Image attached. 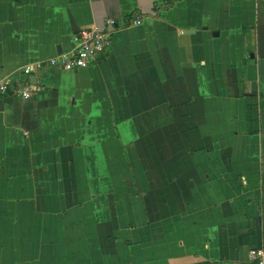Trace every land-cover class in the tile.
Masks as SVG:
<instances>
[{
    "label": "crops",
    "instance_id": "crops-1",
    "mask_svg": "<svg viewBox=\"0 0 264 264\" xmlns=\"http://www.w3.org/2000/svg\"><path fill=\"white\" fill-rule=\"evenodd\" d=\"M133 15L76 71L74 35ZM0 264H253L264 0H0Z\"/></svg>",
    "mask_w": 264,
    "mask_h": 264
},
{
    "label": "built area",
    "instance_id": "built-area-1",
    "mask_svg": "<svg viewBox=\"0 0 264 264\" xmlns=\"http://www.w3.org/2000/svg\"><path fill=\"white\" fill-rule=\"evenodd\" d=\"M142 23L139 16L133 15L123 22L108 18L100 26L86 28L74 35L75 49L71 55H60L50 58L44 64L26 66L22 73L26 76L40 71L45 66L62 71H76L96 64L100 57L105 56L111 45L114 31L121 28L138 26ZM41 91L39 84L19 83L11 80H0L1 96H17L23 100L31 99ZM248 257L253 264H264V243L251 248Z\"/></svg>",
    "mask_w": 264,
    "mask_h": 264
},
{
    "label": "water",
    "instance_id": "water-1",
    "mask_svg": "<svg viewBox=\"0 0 264 264\" xmlns=\"http://www.w3.org/2000/svg\"><path fill=\"white\" fill-rule=\"evenodd\" d=\"M29 83H31V84H37L36 77H34V76H30V77H29Z\"/></svg>",
    "mask_w": 264,
    "mask_h": 264
}]
</instances>
